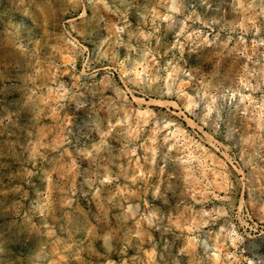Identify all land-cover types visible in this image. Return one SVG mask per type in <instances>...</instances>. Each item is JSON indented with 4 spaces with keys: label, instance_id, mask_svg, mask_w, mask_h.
Instances as JSON below:
<instances>
[{
    "label": "rangeland",
    "instance_id": "1",
    "mask_svg": "<svg viewBox=\"0 0 264 264\" xmlns=\"http://www.w3.org/2000/svg\"><path fill=\"white\" fill-rule=\"evenodd\" d=\"M0 264H264V0H0Z\"/></svg>",
    "mask_w": 264,
    "mask_h": 264
}]
</instances>
